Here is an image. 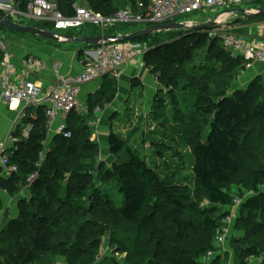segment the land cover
<instances>
[{
    "label": "trees",
    "instance_id": "16d2710c",
    "mask_svg": "<svg viewBox=\"0 0 264 264\" xmlns=\"http://www.w3.org/2000/svg\"><path fill=\"white\" fill-rule=\"evenodd\" d=\"M51 1L64 15L75 14L78 0ZM29 2L17 0L22 10ZM121 3L138 9V0H86L82 4L110 16L120 10ZM253 4L263 7L264 0ZM32 25L54 30L51 22L34 21ZM150 25L153 24L146 23L145 28ZM211 29L155 33L162 40L154 34L136 39L149 44L143 61L158 78L163 92H156L160 104H154L160 107L163 98H171L174 92L182 91L186 96L188 105L183 106H187L189 114L176 116V123L169 125L193 146L189 164L195 193H188L192 188L168 182L157 160L143 151L145 145L137 143L136 138L131 141L113 126L109 134L112 163L108 166L100 161V143L92 139L91 122L96 119L95 109L112 103L118 93V79L107 74L101 78V88L87 97L90 112H71L67 117L69 137L50 136L44 106L29 109L30 115L33 110L37 114L36 119L29 116L25 120L32 125L29 137H22L21 129L13 132L21 140L11 145L6 154L18 170L7 176L0 171V191L18 199L19 213L4 221L5 205L0 197V264H55L58 256L68 264H101L95 262L104 235L119 218L127 224L113 230L116 235L127 236L129 224L136 227L133 245L124 242L126 237L117 238L119 250L131 252L136 262L140 255L142 264H204L202 257L217 250L215 243L223 220L236 205L235 199L241 198L230 191L233 184L241 183L251 192L246 199L241 198L246 217L241 214L239 224L253 213L264 212V160L260 166L247 169L245 175L239 161L243 139L251 137L257 123H263L258 137L263 136L259 145L264 148V81L257 76L246 87L239 86L246 60L227 51L222 38L210 34ZM67 33L76 35V30ZM103 33L115 35L117 30L106 27ZM101 34L99 31L91 36ZM4 56L0 49V62ZM255 142L250 149L253 156L257 155ZM42 151L45 155L40 165ZM35 174L36 179L29 183V177ZM98 179L116 183L123 196L120 207L100 188ZM25 190L28 199L22 195ZM203 200L206 205L201 206ZM165 221L172 230L163 233L160 223ZM244 229L243 237L235 236L229 242L235 257L228 249L226 255L217 254L211 264H251L250 257L264 264V244L254 241L264 237V222H247Z\"/></svg>",
    "mask_w": 264,
    "mask_h": 264
},
{
    "label": "built area",
    "instance_id": "2783aa9c",
    "mask_svg": "<svg viewBox=\"0 0 264 264\" xmlns=\"http://www.w3.org/2000/svg\"><path fill=\"white\" fill-rule=\"evenodd\" d=\"M258 1L260 0H138L137 10L128 6L110 16L94 12L85 4H75V14L66 16L59 11L57 4L50 0H30L26 10L19 7L17 0H0V12L2 17L12 21L28 19L51 22L54 25V30L67 33L86 24L100 26L104 30L108 25L121 22L169 23L177 16H188L197 11L218 8L224 10L240 6L242 3L249 5ZM216 35L222 38L227 51L233 56H242L246 60L243 73L252 70L255 62H264V48L256 46L249 38H246L247 36L226 32ZM0 49L5 54L0 62V89L2 90L1 86L4 87L2 90L3 99L9 105L17 103L21 106L12 128L10 137L12 144L7 142L9 140L0 144V171H3L4 176H7L18 170L16 165L10 163V157L6 154L11 145L21 140L13 132L21 129V136L29 137L32 125L29 122L24 125V121L29 116L32 119H36L37 116L35 112L30 115L29 109L45 107L49 132L57 119L62 117V121L55 128L56 134L69 137L71 132L67 130L66 123L69 114L71 112L86 114L87 112V109L84 108L85 105L79 100L81 86L99 80L107 74L119 80L124 67L132 62H138L141 66H145L143 57L150 46L145 42L143 44L140 41L131 40L120 43L102 41L96 47H85L83 49L84 59L81 61V68L77 73L63 71V63L60 60L53 62L52 81H50L47 89L44 88V83L40 77L37 78L46 68V64L40 57L29 53L25 57L19 58L18 61H14L7 43L1 38ZM0 104H3L1 99ZM97 111H100V108H97ZM44 155L45 152L42 151L40 153V165L44 162ZM36 177L37 174L30 176L28 182L32 183ZM235 203L236 205L241 204V198L235 199ZM233 222H235V217L231 211L224 218L223 226L216 238L217 250L215 252L209 251L205 261L214 259L217 254H224L228 250V235L232 230ZM225 264L231 263L229 261Z\"/></svg>",
    "mask_w": 264,
    "mask_h": 264
},
{
    "label": "rangeland",
    "instance_id": "374dc122",
    "mask_svg": "<svg viewBox=\"0 0 264 264\" xmlns=\"http://www.w3.org/2000/svg\"><path fill=\"white\" fill-rule=\"evenodd\" d=\"M85 2H86V0H78L77 4H82ZM121 4L119 5L118 9H123V7L127 6L126 4H122V5ZM247 4L248 3H242L240 6H236L234 8H239V7L253 8V6H255V4H249V5H247ZM220 10H222V9L218 8V9H214V10L207 9L206 11H197V12L191 13V15H188V16H177L172 21L175 22V21L180 20L179 22H184V23L190 22L189 24L205 23V22L212 20L214 18V16ZM224 15H227V16L222 17L223 16L222 15L219 17L220 18L219 23L216 25V27L211 29L210 34L216 35L218 33H223V32H226L228 34L229 33H238V34L247 36L246 38H249L251 40L252 36L249 35V31H251L250 27H252V26H249V25L252 23H255V22H263L264 21V20L263 21L262 20H255V22H250L252 20H248L246 18L240 19V17L242 15L240 13H234V12L231 14H224ZM257 19H259V18H257ZM13 21L18 23V24L25 25V26H30V25L33 26L32 23L34 22V21H31L28 19H25L22 21H18V20H13ZM145 26H146V23H144V22H139V23L134 22L133 24L121 22V23H118L115 25H108L107 27H114V29L117 30V34H115V35H127V34L132 33L135 30L143 29V28H145ZM5 30L6 29L0 28V38L3 39L7 43L9 49H11V50H13V49L15 50V49L19 48L20 46H22L23 43H25V41H26V38H27L26 36H32V37L34 36L36 38H40V37L35 36V35L22 34V33H18L16 31H12L9 29L6 31ZM78 31L86 34L84 36H91L92 33H96L99 31L102 32L101 35H105L103 33L104 30H102V27H100V26L97 27V26L92 25V24H86L83 27L79 28ZM61 32H63V31H61ZM64 32H67V30H64ZM190 32L191 31H189V33ZM155 33H159V32H154L153 34L157 35L158 40H162L161 38H163V37L161 35L159 36V34H155ZM97 36H100V35H97ZM41 39H44L45 41H47L49 43H51V41H52L50 39H45V38H41ZM52 42H54V41H52ZM142 43L144 44V42H142ZM146 44H148V43H146ZM74 45L78 46L79 44H74ZM84 46L85 47H90V46L96 47V45H88V44L80 45L81 48ZM205 55H206V53H205ZM203 58H204V53H201L199 60L202 61ZM260 77L264 81V76H260ZM241 79H242V77L239 79V83H238L239 86L246 87L249 84L248 80L242 81ZM155 81H157L156 78H155ZM97 83H99V81H96V82L93 81L91 83H88L86 85L81 86L82 89H81L79 100L81 101L82 104L85 105L84 108L87 109V112L85 115H87L91 110V108L89 109V106L86 103L88 94L90 93L91 90H93L96 87L94 84H97ZM160 87L161 86L159 84H157L156 92L163 93L159 89ZM82 91L84 92L83 94H82ZM94 92L96 93V91H94ZM94 92H92V94H94ZM156 97L157 96H153L151 101L150 100L148 101L147 99L140 101V103H138V105H136V103H135L134 105H131L130 109H127L124 113H122L121 110H119L118 113H114L113 118H112L113 124L111 123V126L114 127L116 132L124 134L128 139H131V141H133V139L136 138V139H138L137 143L141 144L142 146L145 145L143 151L145 153H147V155L151 159L153 158V159L157 160V163L159 164L158 167L160 169H162L163 172H165L168 182L169 181L171 183L177 182L180 184L181 187H185V188H189V189L192 188L191 190H189L188 193H190V192L195 193V181H194V178H193V175H192V172L190 169V164H189L190 157L192 156L193 146L190 145V142L187 141L184 138V136H182V137L178 136V135H180L181 132H178L177 129H175L173 132L172 128L169 125L172 123H176L175 122L176 116H186L189 114V110H188L187 106H183L185 104L188 105L185 102L186 96H185V94L182 93V91L174 92V95H171V98L170 97L163 98L164 101L162 102L160 107H157L154 104V103H156L157 105L160 104L159 100L156 101L157 100ZM101 111H102L101 108H100V111H97V108L95 109L96 119L91 122V124L93 126L94 134L96 131L95 126H96V124H98V122L100 120V116H99L100 114L99 113ZM28 112H29V110H28ZM33 112H35V111L33 110L32 113ZM25 124H26V122L24 121V125ZM262 124L263 123L255 124L253 126L254 129H253V133H252L251 137H249L248 139H245V138L243 139L244 144L242 145V148H241V151L239 154V161L241 164V170L243 172L242 175L246 174L247 169L260 166L262 160H264V148L262 149V146L259 145L263 136L261 138L258 137V133L262 127ZM256 125H258V126H256ZM111 126H110V130H111ZM167 126H169V128H167ZM165 133H168V134H165ZM261 134H264V128L262 129ZM166 135L167 136L171 135V136H169L171 139L166 138L165 137ZM205 135H207L206 131L204 133V136ZM160 138H165L166 140L160 141V142H153L152 141V139H160ZM256 140H257V144H256L257 145V149H256L257 155L253 156L251 151H250L251 143H253V142L256 143L255 142ZM151 142L156 143V144L152 145ZM176 144H178V146L180 147L179 150L178 149L176 150V148H177ZM157 145H159V147ZM100 148H101V153H102V150L104 148H106V150H107L106 152H103L102 155L100 154V161H104L106 165L110 166L112 163L113 157L110 155V153L108 151L107 143L101 142ZM98 176H100V175H98ZM100 184H101L100 188L110 196L111 200L113 201V204L116 207H120L123 204V196L120 193V191H119L120 189L116 185V183L112 180L108 181L107 179H105V180L100 181ZM185 188H183V189H185ZM261 189L264 190V186H261ZM230 191L234 195L241 197L243 200L246 199L251 194V192H249L248 189L243 186V184L238 183V182L233 184ZM22 195H23V197H26L27 199L29 198V196H28L29 193L27 190H25ZM0 197L3 199L4 205H5L4 211H3V219H4V221L8 222L9 219H13L19 213L18 199L10 197L4 191H1ZM205 203H206V201L203 200L201 202V206L206 205ZM241 205L240 204L235 205L231 208V211H233V213H234L235 222H233L231 225L232 230L228 235L229 242H231V239L234 238L235 236L236 237H243L245 235L244 234L245 233V229H244L245 223L248 222V223L252 224L256 221L264 222V212L261 211L258 214L253 213V214L249 215L247 217L248 219L246 218L244 223L242 222L239 224L238 221H239V218L242 217L241 214L244 217H246L245 212L242 211ZM116 221H117L116 225L113 224V227L110 226L111 228L110 227L107 228V231L104 235L101 252L98 255V257L96 258L95 263H101L102 262L101 264H115V263H117V264H142V260H141L140 255L136 256L138 261H139V262H136V260L134 259L135 256H132L131 252L120 251L119 245L117 244L118 243L117 238L121 239V237H126L125 238L126 241H124V242L128 245H133V241L137 237L136 227L133 224H129L130 227L127 231V236H126V234L124 236L116 235L115 232H113V230L121 227L122 225L127 224V223H124V221L120 218L117 219ZM160 226L162 227L163 233H166L165 231L172 230V228H170V226H169V221H165V222L160 223ZM160 235H158V237ZM191 241L192 242L194 241V235L193 234L191 235ZM254 241L264 244V237L261 235V236L257 237L256 239H254ZM231 243H229L227 248L231 250L230 255H232V257H235L234 247H232ZM250 243H252V242H250ZM217 248H218V246L216 244V249ZM130 250H132V249L130 248ZM221 255L222 256L226 255V251L224 254H221ZM206 257H207V255L203 256L201 260L204 262V264H211L214 262V259H216L217 256H215L214 259L209 258V259H211L209 261H205ZM249 260H250L251 264H258L256 262L257 259L254 257H252V258L250 257ZM230 263L234 264L232 261H230ZM55 264H68V263L63 257L58 256L55 259Z\"/></svg>",
    "mask_w": 264,
    "mask_h": 264
},
{
    "label": "crops",
    "instance_id": "0c3cea01",
    "mask_svg": "<svg viewBox=\"0 0 264 264\" xmlns=\"http://www.w3.org/2000/svg\"><path fill=\"white\" fill-rule=\"evenodd\" d=\"M249 26H252L250 27L251 31L248 30L249 35L252 36V42L256 46L264 48V21L255 22ZM77 33H79L78 29H76V35ZM26 37V41L22 46L15 50L10 49L13 60L18 61L19 58L21 59L29 53L40 57L46 64V68L37 78L40 77V79L43 81L45 89L48 88L50 81H52V64L55 60H60L63 63L62 69L65 72L77 73L80 71L81 61L84 59V55L83 53L80 55L79 51H83L84 47L81 48L80 45H78V47L75 46L74 43L67 42L49 43L44 39L36 38L34 36ZM257 76H264V62H255L252 70L245 72L241 80H248V82H250ZM96 81H99V83L94 84L96 87L91 90L89 94H92L94 91L97 92V90L101 88L103 82L102 79ZM157 84L159 83L158 81H155L154 74H152L149 69L146 68V66H141L138 62L127 64L124 67L122 76L118 80V93L115 100L112 103L106 105L99 113L100 120L95 126L96 131L95 134H93L92 139H95L100 144L101 142L107 143L109 151L110 126L111 123L113 124L112 118L114 113H118L119 110L124 113L127 109H130L131 105H134L135 103L138 105L140 101L146 99L151 101L153 96L156 94ZM83 93L84 92L82 91V94ZM20 109L21 106L17 103H13L11 105L4 103L0 104V144L1 142L7 140H9L7 141L9 144H12V140L10 141L12 128L15 125ZM61 118L62 117L57 119L52 130L50 131V136L56 134L55 128L62 121ZM106 151V148H104L101 153L100 148L101 155Z\"/></svg>",
    "mask_w": 264,
    "mask_h": 264
},
{
    "label": "water",
    "instance_id": "95a60500",
    "mask_svg": "<svg viewBox=\"0 0 264 264\" xmlns=\"http://www.w3.org/2000/svg\"><path fill=\"white\" fill-rule=\"evenodd\" d=\"M240 13L242 18H246L248 20L257 19L264 17V6H257L253 8H229L224 9L218 12L214 18L205 23L199 24H188L184 22H170V23H160V24H153L146 28L134 31L127 35H100V36H84V35H71L68 33H61L56 30L50 29H41L36 26H25L18 24L14 21L5 19L0 15V25L22 33V34H30L35 35L40 38L50 39L57 43H74V44H88V45H97L100 44L102 41L113 42V43H120L126 42L131 40L140 39L142 37L149 36L154 32H167V31H174V30H184V31H192V30H201L205 28H214L219 23V17L224 14H231V13ZM239 19V20H240Z\"/></svg>",
    "mask_w": 264,
    "mask_h": 264
},
{
    "label": "bare ground",
    "instance_id": "6f19581e",
    "mask_svg": "<svg viewBox=\"0 0 264 264\" xmlns=\"http://www.w3.org/2000/svg\"><path fill=\"white\" fill-rule=\"evenodd\" d=\"M224 16H227V15H223L222 17H224ZM221 17V18H222ZM220 19V18H219ZM171 22H173V21H171ZM170 23V22H169ZM1 88H2V90H4V87L3 86H1ZM1 90V89H0ZM2 90L0 91V99L3 101V103L4 104H8V102L7 101H5L4 99H3V92H2ZM9 105V104H8ZM45 111H46V109H45Z\"/></svg>",
    "mask_w": 264,
    "mask_h": 264
}]
</instances>
